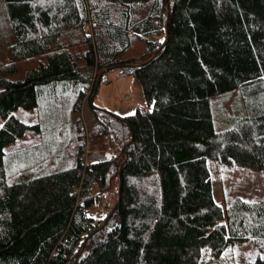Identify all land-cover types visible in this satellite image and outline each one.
I'll return each mask as SVG.
<instances>
[{
    "label": "trees",
    "instance_id": "1",
    "mask_svg": "<svg viewBox=\"0 0 264 264\" xmlns=\"http://www.w3.org/2000/svg\"><path fill=\"white\" fill-rule=\"evenodd\" d=\"M0 2V264H198L242 245L264 264V200H227L205 234L213 214L186 219L175 184L203 158L264 178V0ZM111 70L141 86L131 115L90 104Z\"/></svg>",
    "mask_w": 264,
    "mask_h": 264
},
{
    "label": "rangeland",
    "instance_id": "2",
    "mask_svg": "<svg viewBox=\"0 0 264 264\" xmlns=\"http://www.w3.org/2000/svg\"><path fill=\"white\" fill-rule=\"evenodd\" d=\"M4 22L5 14L0 2V23L3 24ZM119 73L118 70H111L102 76L92 106L110 114L124 117L131 115L137 107L144 106V99L139 82L131 76H121ZM126 96L129 97V100L127 103H123L121 99ZM85 106L86 104L82 108V117L86 124ZM108 150L109 147L104 150L106 157ZM197 171L199 172L198 175H196ZM175 184L179 194V203L183 207V214L186 219L208 212L213 214L206 229L223 221L225 217L224 205L227 200L235 196L248 201L264 200V178L261 174L246 170L226 171L215 162L205 158L192 163L188 170L177 171ZM192 191L195 193L206 191L209 204L199 205L194 207L195 209L186 208L187 192L189 194ZM108 203H113L112 197ZM232 250L234 253L228 251L217 260H213L207 252H203L198 264H230V260L236 255L235 253H239L244 258L247 256L250 258L252 255L249 245L233 247ZM237 250L238 252H236Z\"/></svg>",
    "mask_w": 264,
    "mask_h": 264
},
{
    "label": "built area",
    "instance_id": "3",
    "mask_svg": "<svg viewBox=\"0 0 264 264\" xmlns=\"http://www.w3.org/2000/svg\"><path fill=\"white\" fill-rule=\"evenodd\" d=\"M82 98L75 104L74 106V111L77 117V126L83 131L84 136L82 137V142H83V157H87L88 153L90 152L88 149V137H87V126L85 124V121L82 117V108L84 107V105L86 104L87 98L90 95V89L88 90H84L82 93ZM129 96V95H128ZM122 97V102L123 103H127L129 100V97ZM120 151L117 148H109L108 152H107V157L109 158H114L119 156ZM88 162L85 161V165H87ZM110 199V195L108 193H105L103 195V200L101 201L99 207L100 209H104L106 203L109 201Z\"/></svg>",
    "mask_w": 264,
    "mask_h": 264
},
{
    "label": "crops",
    "instance_id": "4",
    "mask_svg": "<svg viewBox=\"0 0 264 264\" xmlns=\"http://www.w3.org/2000/svg\"><path fill=\"white\" fill-rule=\"evenodd\" d=\"M219 223H222V224H224L225 223V217H224V219H223V221H221V222H219ZM216 224H218V223H216ZM213 225H215V224H213ZM212 225V226H213ZM211 228V226L209 227V229ZM209 229H207V231L205 232V234L209 231ZM249 247H251V246H249ZM234 250V249H233ZM232 250V248H227L226 250H225V252L224 253H226V252H228L229 251V253H234V251ZM251 256H250V258H248V256L246 257V258H244V257H242V256H240V254L239 253H235L236 255H235V257H233L231 260H230V264H245L247 261H249V260H251L252 258H253V256L255 255V253H256V249H254L253 247H251ZM236 252H238V250L236 251ZM205 253V252H204ZM223 253V254H224ZM203 254V253H202ZM222 254V255H223ZM221 255V256H222ZM232 256V255H231ZM201 257H202V255H201ZM201 259V258H200Z\"/></svg>",
    "mask_w": 264,
    "mask_h": 264
},
{
    "label": "water",
    "instance_id": "5",
    "mask_svg": "<svg viewBox=\"0 0 264 264\" xmlns=\"http://www.w3.org/2000/svg\"><path fill=\"white\" fill-rule=\"evenodd\" d=\"M166 2H167V0H166ZM166 28H167V24L165 25V30H166ZM116 69H118V67L116 68ZM109 71H106V73H108ZM100 77H101V75L100 76H98L97 77V80H96V84H95V87H94V90H93V95H92V98H91V100H90V104L92 105V100H93V98H94V96L96 95V93H97V89H98V85H99V80H100ZM119 192H120V180H119V182H118V187H117V201H116V204H118V196H119ZM112 213V211L110 212V214ZM109 214V215H110Z\"/></svg>",
    "mask_w": 264,
    "mask_h": 264
}]
</instances>
